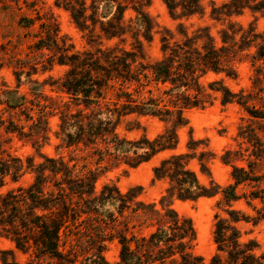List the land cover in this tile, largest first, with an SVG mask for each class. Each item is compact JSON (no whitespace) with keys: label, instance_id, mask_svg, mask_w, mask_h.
Instances as JSON below:
<instances>
[{"label":"trees","instance_id":"obj_1","mask_svg":"<svg viewBox=\"0 0 264 264\" xmlns=\"http://www.w3.org/2000/svg\"><path fill=\"white\" fill-rule=\"evenodd\" d=\"M55 1L71 14L81 31L88 30L91 21L107 40L122 39L127 34L135 37L138 31L129 30L131 25L126 24L125 13L131 3L139 4L132 7L136 23L143 28L144 38L152 40L154 24L143 3L92 0L88 6L87 0ZM162 1L174 20L204 12V0ZM102 5H106L111 15L100 13ZM246 10L264 15V0H231L222 7H214L212 15L232 17ZM22 22H26L25 27L32 24L26 19ZM229 30H234V25ZM229 30L222 31L223 46L218 47L208 28L190 35L180 24L178 33L182 39L177 41L166 31L161 39L163 57L155 62L146 59L144 47L136 39L131 52L100 49L95 54L73 55L68 63L61 60V65L70 68L61 87L77 104L75 109L65 104V109L59 110V136L66 148H92L98 157L96 168L77 172V163L72 165V159L51 158L42 153L43 162L36 164L34 159H28L26 166L19 158H0V190L9 179L18 182L25 168L35 175L30 187L0 194V239L10 241L25 255H33L37 260L50 259L56 264H109L105 251L110 237L120 245V264H205L194 253L197 241L194 224L175 210L174 201L196 202L220 196L218 209L223 208L225 216L215 217L217 251L209 264H264V253H258V244L243 242L238 228L240 223L264 221V129L258 131L251 125L241 129L249 144L247 164H232L237 152H226L224 162L231 164L232 183L224 187L213 180L210 162L214 155L207 147L200 149L201 141L192 137L187 152L178 151L179 130L189 125L185 113L211 106L215 95H221L223 104L237 103L251 119L264 126V109L251 104L252 95L234 93L222 82L210 83L207 88L201 82L209 73L236 78L233 69L228 68ZM238 30L233 31L234 38L240 34ZM249 31L254 33L255 29L251 27ZM244 34L241 41L246 39ZM233 41L235 47L237 43ZM51 43L56 41L48 34L39 39L36 47L50 50ZM258 57L264 59V44L258 45ZM20 99L25 103L24 96ZM22 102L13 108H21ZM134 116L158 119L166 128L154 139L146 134L137 140L122 138L117 132L119 124ZM45 118L42 111L33 125ZM13 126L14 132L25 134ZM159 155L165 156L154 167V179L166 180L168 188L158 203L140 201L142 187L122 194L116 185H106L97 194L96 183L105 162L107 167L125 164L135 169ZM195 161L201 173L209 177L208 184H203L191 169ZM237 203L246 204L253 214L235 209ZM107 204L116 210L106 209ZM129 211L141 218L139 225L133 226L125 217ZM144 229L151 232L143 234ZM0 256H11L12 264H19L13 250L0 249ZM3 261L9 264L7 259Z\"/></svg>","mask_w":264,"mask_h":264},{"label":"rangeland","instance_id":"obj_2","mask_svg":"<svg viewBox=\"0 0 264 264\" xmlns=\"http://www.w3.org/2000/svg\"><path fill=\"white\" fill-rule=\"evenodd\" d=\"M137 1L147 5L144 11L154 24L150 42L144 38L143 28L136 23V13L132 9L133 5L139 6L136 3H131L125 13L126 24L131 25L129 30L138 31L134 34L135 37L127 34L122 39L107 40L99 26L93 27L91 21L90 28L81 31L71 14L63 7L57 6L55 0H0V158L9 159V156L19 158L26 166L28 159H34L36 164L43 162L40 154L42 153L46 157L72 159L74 161L72 165L77 163V172L94 170L98 157L94 155L92 148H66L59 136V110L65 109V104L72 108L77 104L61 87L70 68L61 65L60 61L68 63L73 55L95 54L100 49L131 52L136 39L143 45L146 59L155 62L163 57L161 39L166 31L173 34L175 40L182 39L178 33L180 24L185 26L190 35L200 28H208L218 47L223 46L222 31H228L230 26L234 25V30H229L227 55L230 56L228 68L233 69L236 78L227 77L224 73H209L201 82L206 88L210 83L222 82L234 93L252 95L251 104L256 109H264V59L258 57V45L264 44L263 14L246 10L241 15L216 18L212 15L213 8L222 7L231 0H204L202 14L174 20L162 0H135ZM91 3L92 0H87L88 6ZM100 13L111 15L106 5L101 6ZM24 19L31 21L32 24L25 27L26 22H22ZM251 27L255 29L254 33L249 31ZM238 29L240 34L234 38L233 31ZM255 33L257 37L252 36ZM48 34H51L56 44L51 43L50 50H39L36 47L37 42ZM242 34L246 37L243 41ZM233 39L237 43L235 47H232ZM21 96L25 97V103L20 99ZM214 97L215 101L211 106L191 109L185 113L189 125L179 130L178 151L186 153L192 137L196 141H201L200 149L207 147L214 155L210 162L212 178L224 187L232 183L231 164L224 162L226 152H237L232 158V164L238 166L247 164L249 153L246 150L249 144L242 137L241 129L251 125L259 129L258 131H263L264 126L251 119L237 103L223 104L220 94ZM20 102L24 103L23 106L14 109V104ZM42 111L46 114L44 122L34 126V120L41 116ZM13 125L25 134L14 132ZM165 128L166 125L158 119L134 116L124 118L117 132L122 138L129 140L140 139L144 134L154 139ZM164 156L159 155L135 169L125 164L107 167L105 162L96 183L97 194L106 185H116L122 194L133 188L142 187L139 200L146 204L158 203L168 188V182L155 180L153 170ZM190 167L203 184L210 182L209 177L201 173L198 162H192ZM34 180V173L25 168L19 181L15 183L9 179L6 187L0 190V194L20 187L28 188ZM220 201V196L202 198L196 202L174 201L175 210L181 216L191 219L194 224L197 232L194 253L201 256L205 264L210 263L217 251L214 243L215 217L217 214L225 216L223 208L218 209ZM114 207L107 204L106 209L114 212L116 210ZM234 208L253 214L244 203H237ZM125 217H128L133 226L142 222L141 218L131 211L127 212ZM238 228L242 232L243 242L255 241L259 246L258 253H264V221L258 224L240 223ZM150 232L151 229L143 230V234ZM106 233L111 236L110 230ZM0 249L13 250L19 264H56L50 259L37 260L33 255H25L5 239H0ZM119 255L120 245L117 240L110 237L105 251L107 262L120 264ZM4 258L7 259V263H13L11 256H0V264H5Z\"/></svg>","mask_w":264,"mask_h":264}]
</instances>
